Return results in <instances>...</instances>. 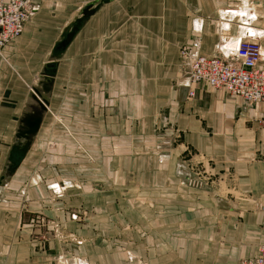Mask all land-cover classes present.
<instances>
[{"label": "crops", "instance_id": "1", "mask_svg": "<svg viewBox=\"0 0 264 264\" xmlns=\"http://www.w3.org/2000/svg\"><path fill=\"white\" fill-rule=\"evenodd\" d=\"M32 4L0 50V264L255 257L264 104L190 84L179 50L253 36L264 70V0Z\"/></svg>", "mask_w": 264, "mask_h": 264}, {"label": "built area", "instance_id": "2", "mask_svg": "<svg viewBox=\"0 0 264 264\" xmlns=\"http://www.w3.org/2000/svg\"><path fill=\"white\" fill-rule=\"evenodd\" d=\"M32 11V0H0V50L20 35ZM196 47L197 43H193L179 50L180 68L190 84L205 83L247 103L264 104V70L258 66L259 38L240 37L233 48L220 50L219 56L200 55ZM260 207L264 209V201ZM238 264H264V246L257 247L255 257L240 259Z\"/></svg>", "mask_w": 264, "mask_h": 264}, {"label": "water", "instance_id": "3", "mask_svg": "<svg viewBox=\"0 0 264 264\" xmlns=\"http://www.w3.org/2000/svg\"><path fill=\"white\" fill-rule=\"evenodd\" d=\"M88 14H89V13L86 12V11L83 12V15H88ZM78 22H79V21H78ZM74 29H75V25H74V27H72L71 31H70L69 33H67V34L64 36L63 40L60 41V43H59V44L57 45V47L55 48L56 50H59L60 48H63V47L66 45V43H67V42L69 41V39L71 38ZM58 46H60V47H58ZM34 94H35L36 96L38 95V93H37L36 91H34ZM43 102H44V101H43ZM44 103H45V102H44Z\"/></svg>", "mask_w": 264, "mask_h": 264}, {"label": "bare ground", "instance_id": "4", "mask_svg": "<svg viewBox=\"0 0 264 264\" xmlns=\"http://www.w3.org/2000/svg\"><path fill=\"white\" fill-rule=\"evenodd\" d=\"M230 14H232V13H230ZM230 16V15H229ZM254 34H256V35H258L259 33H256V32H253Z\"/></svg>", "mask_w": 264, "mask_h": 264}]
</instances>
